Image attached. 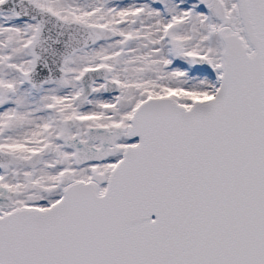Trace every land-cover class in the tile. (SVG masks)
<instances>
[{
  "label": "snow or ice",
  "instance_id": "6c2138e0",
  "mask_svg": "<svg viewBox=\"0 0 264 264\" xmlns=\"http://www.w3.org/2000/svg\"><path fill=\"white\" fill-rule=\"evenodd\" d=\"M0 264H264V0H0Z\"/></svg>",
  "mask_w": 264,
  "mask_h": 264
}]
</instances>
